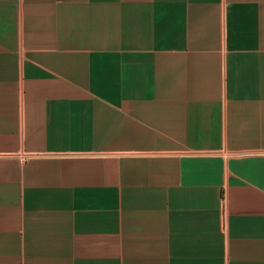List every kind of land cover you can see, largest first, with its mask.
<instances>
[{
  "label": "crops",
  "instance_id": "1",
  "mask_svg": "<svg viewBox=\"0 0 264 264\" xmlns=\"http://www.w3.org/2000/svg\"><path fill=\"white\" fill-rule=\"evenodd\" d=\"M0 264H264V0H0Z\"/></svg>",
  "mask_w": 264,
  "mask_h": 264
}]
</instances>
